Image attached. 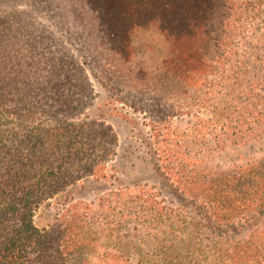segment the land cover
Segmentation results:
<instances>
[{
    "label": "trees",
    "instance_id": "trees-1",
    "mask_svg": "<svg viewBox=\"0 0 264 264\" xmlns=\"http://www.w3.org/2000/svg\"><path fill=\"white\" fill-rule=\"evenodd\" d=\"M144 26L169 44L160 77L171 80L159 88L142 87L145 75L157 77L133 65L131 36ZM261 29L264 0H0V264H130L133 252L136 264H264V141L259 155L209 166L185 153L173 128L172 140L165 132L181 111L156 95L174 99L200 88L199 98L211 103L216 88L228 85L223 71L236 43L249 45L247 34L260 40ZM94 80L115 102L148 116L160 167L178 194L182 207L172 211L141 189L98 205H118L135 232L165 226L172 239H160L157 260L140 255L135 233L125 243L110 240L113 225L88 203L65 205L43 228L34 223L37 208L69 186L108 177L117 134L88 114ZM254 89L246 92L254 103L241 107L252 123L238 118V131L221 123L222 136L238 146L264 127ZM214 104V115L230 116L231 101ZM202 128L198 122L194 130Z\"/></svg>",
    "mask_w": 264,
    "mask_h": 264
},
{
    "label": "rangeland",
    "instance_id": "rangeland-1",
    "mask_svg": "<svg viewBox=\"0 0 264 264\" xmlns=\"http://www.w3.org/2000/svg\"><path fill=\"white\" fill-rule=\"evenodd\" d=\"M248 36L249 34L246 40L250 42L249 45L245 46L240 42L234 46L237 52L223 71V74L229 77L228 85L216 88L211 97V103L201 100L204 98L202 94L204 89L200 88H188L186 96L174 99L168 93L162 94L161 91L156 93L161 97L162 103L166 101L172 105L174 102L179 107L177 110L181 111L178 112L180 114L177 117L173 120L171 117L170 122L166 123L165 132H171L172 140L173 128L182 139L185 153L200 157L209 166L218 164L223 168L230 160L238 156L259 155L263 149L264 127L260 131H255L251 137H244L243 143L239 146L235 145L233 136L224 138L221 130V123L229 120L233 129L238 131L239 125L234 121L240 117L252 123L251 117L241 109L243 105L249 107L254 103V99L246 93L251 85H255L254 93L261 96V102L255 106L257 109H264V91L261 88L264 86V29L258 32L257 36L260 39L258 41ZM131 42L134 52L133 65L159 78L157 81L156 78L145 75L142 87L146 82L150 85L155 82L156 88H159L162 81L167 83L171 80L169 77H160L163 61L171 54L166 37L156 27L137 28L131 36ZM219 73H222V70ZM255 82L257 84H254ZM93 83L96 99L88 114L106 121L117 134L116 155L106 166L108 177L106 179L85 177L69 186L37 208L33 218L34 223L37 227L43 228L53 221L55 214L65 205L76 201L88 203L99 211L100 215L103 214L100 216L102 223L113 225L110 240L116 237L117 242L125 243L128 239L126 236H132L135 233L136 236L131 239L140 247V255L145 259L152 257L151 259L157 260L156 254L160 239H172L163 234V230H166L165 226L157 230L141 226L135 232L133 230L134 221L127 214L122 213L118 205L114 209L106 207L100 209L98 205L104 203L105 199H109L115 193L134 192L141 189L154 196L172 211V209L182 207L178 194L172 186V181L166 177L160 167L148 116L133 111L126 104L115 102L113 96L108 94L98 81L94 80ZM231 89H235L234 92H231ZM224 99L232 103L228 104L230 116H227L228 112L224 114L228 119L214 115L216 110L214 103H221L223 107ZM211 117L216 119L215 124L209 123ZM198 122L204 124L200 133L194 130ZM242 128L244 129L245 126ZM115 221H119L118 224L114 223ZM129 256L130 264H136L138 253L133 252Z\"/></svg>",
    "mask_w": 264,
    "mask_h": 264
}]
</instances>
